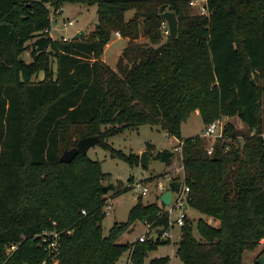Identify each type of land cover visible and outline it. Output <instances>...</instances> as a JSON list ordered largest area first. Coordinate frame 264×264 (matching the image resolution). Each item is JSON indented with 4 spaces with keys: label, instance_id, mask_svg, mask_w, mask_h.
Segmentation results:
<instances>
[{
    "label": "trees",
    "instance_id": "trees-1",
    "mask_svg": "<svg viewBox=\"0 0 264 264\" xmlns=\"http://www.w3.org/2000/svg\"><path fill=\"white\" fill-rule=\"evenodd\" d=\"M191 1L0 0V264H116L131 250L133 264H167L169 256L147 262L161 237L120 241L140 221L169 230L163 202L146 204L141 196L128 220L105 234L108 173L83 151L61 160L80 138L99 134L112 156L140 164L139 154L107 138L142 124L162 125L184 142L188 205L219 220L201 217L199 239L186 218L177 249L185 264H244L245 252L262 243L264 0H206L209 14L187 12ZM69 2L98 5L91 36H52L49 4ZM167 9L177 13L179 30L162 42ZM142 30L152 43L138 42ZM116 31L129 38L117 68L102 58ZM27 51L30 61L21 59ZM197 109L206 126L238 116L251 131L242 145L224 143L209 154L206 136H182ZM225 134L236 140L241 132L229 120ZM175 155L163 149L156 157L171 164ZM44 231L60 233L57 256Z\"/></svg>",
    "mask_w": 264,
    "mask_h": 264
},
{
    "label": "rangeland",
    "instance_id": "rangeland-1",
    "mask_svg": "<svg viewBox=\"0 0 264 264\" xmlns=\"http://www.w3.org/2000/svg\"><path fill=\"white\" fill-rule=\"evenodd\" d=\"M52 15V36L57 39H63L64 36H69L70 39L80 31L84 30L85 34L81 37L91 36L97 28L98 24V5L85 4V3H65L58 10L54 11V6L50 5ZM200 7L192 6L187 9L190 13H199ZM170 10V9H167ZM135 10H129L126 12V18L133 17ZM163 17V15H162ZM164 18V17H163ZM74 19L73 25L65 26V22ZM165 19V18H164ZM168 21L162 20L160 25V31L162 33V42L168 39L170 33ZM123 36H118L114 33L112 40L114 42L105 48V52L102 58L106 60L113 67L117 68V63L123 50H119L122 45L129 40L128 37H123L122 40H117ZM80 38V37H79ZM111 40V41H112ZM126 40V41H125ZM138 42L152 43L149 35L142 30L141 35L138 38ZM126 44V43H125ZM26 60L32 59L30 52L27 51L24 54ZM43 78V74L39 79ZM264 85V79L262 80ZM263 115H264V95H263ZM225 119V122L229 120ZM236 127L240 130L241 135L236 139L227 137L225 143H233L234 145L243 144L245 136L250 133L251 129L248 125L242 121L238 116L232 120ZM206 125L203 121L202 115L194 111L188 120L182 124V136L187 138L193 135L202 134L204 136ZM264 128V123H263ZM208 142L211 139L207 138ZM180 139H175L169 135L166 129L162 125L142 124L135 128H128L124 131L112 134L107 138L115 148L122 150L127 154L135 153L141 155V153L148 148V143L155 145V148L150 150L152 156L150 162V168H147L140 164H131L125 159L112 156L110 150L106 149L102 144L98 143L90 148L88 154L96 160H99L103 165V170L108 173V177L105 178V184L113 182L116 184L120 191L109 190L106 193L107 201L105 204L106 217L103 222L104 232L108 234L111 227L118 220L125 222L129 218L131 208L138 202L140 197H143L144 203L158 202L162 203L161 195L167 188L170 187L172 179L169 176L175 177L179 173V166L182 164L181 154L176 152L175 158L171 164H168L156 157L159 150L170 149L174 151L175 144L179 143ZM178 166V167H177ZM177 167V168H176ZM133 179L135 181H143L148 183L150 191L145 195H141L134 189H128V182ZM164 185V188H162ZM167 206H165V209ZM179 208H175L172 212L173 224L169 228L171 237L170 242L159 243L157 247L149 252L147 262L155 257L169 256L170 260L167 264H185L184 261L178 256L177 249L182 234L181 226L176 223V218L180 213ZM189 219L194 225V234L197 238L201 239V233L198 230V220L202 216V213L191 207L189 210ZM148 225L145 222H139L131 231L126 232L121 238V242H131L139 238L144 233ZM264 250V243L262 242L255 250H248L244 255V264H255L256 261L263 255L261 252ZM125 252L116 264H127L128 253ZM60 259H56L54 264H59ZM133 263V261H132Z\"/></svg>",
    "mask_w": 264,
    "mask_h": 264
},
{
    "label": "built area",
    "instance_id": "built-area-1",
    "mask_svg": "<svg viewBox=\"0 0 264 264\" xmlns=\"http://www.w3.org/2000/svg\"><path fill=\"white\" fill-rule=\"evenodd\" d=\"M192 6H198L200 7L199 9V13L201 14H209L207 5H206V0H192L191 1ZM58 9H54V11H56ZM53 20V19H52ZM75 23L74 19L68 20L67 22H65V26H69V25H73ZM116 35L118 36H122L120 31H116L115 32ZM168 33H170V29L168 31ZM51 34L52 31H51ZM64 40H69V36H64L63 38ZM225 119L224 118H219L214 120L213 122H211L210 124H208L205 128V132H204V136H206L207 138L211 139V142L208 144V153L212 154L215 150V142L218 139L222 140V144L225 143L226 138L228 137L225 134ZM183 144L184 142L182 140H179V143H177L174 146V151L180 153L181 157H182V149H183ZM183 173V176L181 177L182 179V185L181 188L178 192H175L173 200L171 202V204L166 205V212H168V214L170 215V219H171V224H173L172 221V212L175 210V208H179L181 211L178 215V217L176 218V223L179 226H183L185 224L186 218H187V213H186V206L188 205V201L190 199L189 197V191H190V187L185 183L184 181V166L182 165L181 169H180ZM172 180L176 179V177H172L169 176ZM129 186H131L132 189L138 191L141 195H145L146 193H148L150 191V187L148 185V183L143 182V181H135L133 180V182L128 184ZM162 188H164V185H162ZM84 212H86L84 210ZM156 229H153L152 227H150L148 225L146 231L144 233H142L139 236V240L140 241H144L147 238L150 237V235L155 231ZM44 237V241L47 242V249H51L54 253L55 256H57L60 253V233L57 231H44L43 233ZM164 234H166L168 237H170V233L169 230H166L164 232ZM262 242L264 243V239H262ZM18 247V244L13 243L12 245H10L8 247V252L11 253L13 252L16 248ZM132 251V250H131ZM131 251L128 253V262L127 264H133L132 263V254ZM56 260V259H55ZM58 260V259H57ZM55 262V261H54Z\"/></svg>",
    "mask_w": 264,
    "mask_h": 264
},
{
    "label": "water",
    "instance_id": "water-1",
    "mask_svg": "<svg viewBox=\"0 0 264 264\" xmlns=\"http://www.w3.org/2000/svg\"><path fill=\"white\" fill-rule=\"evenodd\" d=\"M162 15L169 23L170 35L172 37H176L178 35V30H179V19H178L177 13L173 10H166L162 13ZM84 34H85V31L80 30L74 36V38H79V37L83 36ZM24 58H25L24 54H22L21 59L23 60ZM253 82L256 84L255 79H253ZM100 140H101V137L99 134L84 136V137L80 138L78 140L76 146L64 150V152L61 155V160L64 162H70L77 156V154L80 151H83L84 153H88L90 148L92 146L98 144L100 142ZM214 145H215V148H221L223 146L222 140L221 139L216 140ZM151 158H152V156L150 154V150L147 148L140 155V163L143 166L150 168ZM181 185H182V179L181 178H177V179H174L171 181L170 187L167 188L166 190H164V192L161 195V200L165 205L171 204L175 192H178L180 190ZM116 188H117V186L113 182H110V183L104 185V191L106 193L109 190H115ZM186 207H188V205ZM165 231H166L165 228H157L150 235V240L156 241V239L161 237L163 242H167L169 237L166 234H164ZM258 263L264 264V254L258 259Z\"/></svg>",
    "mask_w": 264,
    "mask_h": 264
},
{
    "label": "crops",
    "instance_id": "crops-1",
    "mask_svg": "<svg viewBox=\"0 0 264 264\" xmlns=\"http://www.w3.org/2000/svg\"><path fill=\"white\" fill-rule=\"evenodd\" d=\"M123 39V37L121 38H119V39H117V40H122ZM126 41V40H125ZM128 41V40H127ZM114 42V40H112V41H110L108 44H107V46H110L112 43ZM126 43V44H125ZM123 45H122V47L119 49V50H123L124 49V47L127 45V42H125ZM196 112L197 113H200V110L199 109H197L196 110ZM201 114V113H200ZM235 117L236 116H233V117H225L226 119H228V120H233V119H235ZM263 117H264V115H263ZM264 119V118H263ZM263 123H264V120H263ZM253 133H254V131H253ZM263 136H264V128H263ZM171 137H173V138H175V139H178L177 137H174V136H171ZM176 145V144H175ZM182 165L183 164H181V167H182ZM178 167V166H177ZM176 167V168H177ZM181 167L179 166V173H178V175L177 176H175V177H182L183 176V173H182V171L180 170L181 169ZM190 208H191V206L190 205H188V207H186V213H187V218H189L190 216H189V210H190ZM201 217H204V218H206L209 222H211V223H213V224H215V225H219V220L218 219H215L214 217H212V216H207V215H204L203 213H202V216ZM200 217V218H201ZM181 236H182V234H181ZM171 238V237H170ZM180 239H181V237H180ZM131 242H132V240H131Z\"/></svg>",
    "mask_w": 264,
    "mask_h": 264
}]
</instances>
